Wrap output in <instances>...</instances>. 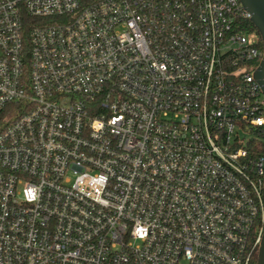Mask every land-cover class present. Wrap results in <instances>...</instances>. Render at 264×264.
<instances>
[{"label": "built area", "instance_id": "obj_1", "mask_svg": "<svg viewBox=\"0 0 264 264\" xmlns=\"http://www.w3.org/2000/svg\"><path fill=\"white\" fill-rule=\"evenodd\" d=\"M246 20L240 0H0V264H255Z\"/></svg>", "mask_w": 264, "mask_h": 264}, {"label": "water", "instance_id": "obj_2", "mask_svg": "<svg viewBox=\"0 0 264 264\" xmlns=\"http://www.w3.org/2000/svg\"><path fill=\"white\" fill-rule=\"evenodd\" d=\"M240 2L251 14V22L259 31L262 39L263 57L254 75L264 92V0H240ZM257 264H264V233L258 250Z\"/></svg>", "mask_w": 264, "mask_h": 264}, {"label": "trees", "instance_id": "obj_3", "mask_svg": "<svg viewBox=\"0 0 264 264\" xmlns=\"http://www.w3.org/2000/svg\"><path fill=\"white\" fill-rule=\"evenodd\" d=\"M242 23H243L242 24L243 26L241 27V30L254 33L257 38L258 45L262 48V39H261L259 31L254 26V24L250 20H246ZM253 146L257 152L264 153V132L261 134V136L258 139H255ZM255 264H257V258L255 260Z\"/></svg>", "mask_w": 264, "mask_h": 264}, {"label": "rangeland", "instance_id": "obj_4", "mask_svg": "<svg viewBox=\"0 0 264 264\" xmlns=\"http://www.w3.org/2000/svg\"><path fill=\"white\" fill-rule=\"evenodd\" d=\"M250 135L249 134H246V137L248 138Z\"/></svg>", "mask_w": 264, "mask_h": 264}]
</instances>
